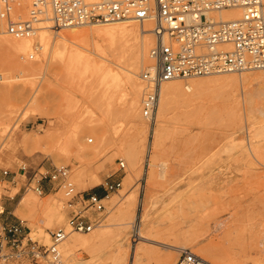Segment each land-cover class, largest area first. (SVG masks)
I'll return each mask as SVG.
<instances>
[{"label": "rangeland", "instance_id": "374dc122", "mask_svg": "<svg viewBox=\"0 0 264 264\" xmlns=\"http://www.w3.org/2000/svg\"><path fill=\"white\" fill-rule=\"evenodd\" d=\"M114 25L139 28L136 22L102 26ZM90 28L96 27L64 28L57 35L47 30V43L36 52L32 48L39 41L34 33L31 49L16 57L18 63L40 66L30 75L21 72L20 64L5 67V53L0 49V209L9 203L12 219L22 220L29 236L45 245L50 243V232L58 228L85 238L96 231L104 233L100 244L78 247L67 256L61 246L60 264H112L111 250L118 240L124 244L125 255L137 244L149 251L140 264H160L161 256H168L162 263L174 264L181 248L205 255L214 264L226 259L255 264L264 259V115L255 112L254 102L245 101L254 88L252 82L243 81L239 73L178 79L190 101L172 107L155 145V123L151 127L141 118L122 117V83L112 89L110 104H103L96 75L89 74L91 84L82 77L66 76L58 58L47 55L58 34ZM90 42L84 38L83 44L93 50ZM138 42L125 50L90 54L97 67L121 74L139 54ZM31 52L34 56L28 58ZM144 62L141 68L147 65ZM188 84L192 89L185 88ZM30 94L40 98L39 111L46 117L31 114ZM29 136L40 138L41 147H26L22 139ZM119 161L124 162V171H116ZM59 165L69 168L77 193L74 209L86 206L88 193L104 197L105 183L122 179L121 187L103 200L102 210H87L96 223L89 233L67 228L71 209L57 182L43 179L44 192L34 190L40 173ZM47 194H56L54 204L60 213L49 218L39 208L26 212L29 219H23L16 212L23 195L40 203ZM137 217L144 220L141 234L156 243L134 240ZM206 249L221 261H213Z\"/></svg>", "mask_w": 264, "mask_h": 264}, {"label": "built area", "instance_id": "2783aa9c", "mask_svg": "<svg viewBox=\"0 0 264 264\" xmlns=\"http://www.w3.org/2000/svg\"><path fill=\"white\" fill-rule=\"evenodd\" d=\"M25 1L0 0L4 32L16 38L33 35L36 23L48 10L53 26L59 28L153 17L155 44L150 56L154 62L140 73L141 114L148 122L156 114L163 82L264 69V0H28L27 5ZM21 5L28 12L26 19L18 14ZM227 9L234 10L237 16L223 20L219 13ZM124 167V162L119 161L116 171H124ZM43 179L57 182L68 197V227L76 232L91 231L96 223L87 210H102V195L88 193L86 206L74 209L77 193L67 166H53L40 173L34 187L38 194L45 190L40 183ZM121 180L118 177L106 182L104 195L119 189ZM66 235L65 229H55L50 232V243L45 245L29 236L22 220H0V264H59V244ZM174 264L213 263L183 248Z\"/></svg>", "mask_w": 264, "mask_h": 264}, {"label": "bare ground", "instance_id": "6f19581e", "mask_svg": "<svg viewBox=\"0 0 264 264\" xmlns=\"http://www.w3.org/2000/svg\"><path fill=\"white\" fill-rule=\"evenodd\" d=\"M25 3L27 5L28 0H26ZM25 12H26V14L23 17L22 15ZM18 14L20 15L21 19H26L28 17V12H27V10H24L22 5L20 6V10H19ZM219 16L223 20H228V19H232L233 17L237 16V14L235 13L234 10L227 9V10L221 11L219 13ZM127 22L138 23V25H139L138 31L132 27H127V26H119V25H117V26H115V25L114 26H102V25H108V24H118V23H127ZM154 23H155L154 18L149 17L148 19H145L143 21H132V20L128 21V20H126V21H122V22H114V23H107V24H100V25H84V26H89V27L92 26V27H96V28H90L91 30L85 29L84 31H80V30L79 31H68L66 33L58 34V38L53 40L52 47H50V49L47 51V55H51V53H52L55 55V57L58 58V61L60 62V65L63 68L66 76H71L73 78L82 77L86 83H90L91 79H89V74L93 73L94 75H96L97 76L96 78L99 82V85L102 88L100 90V98H101V101L103 102V104H105V103L110 104V102L112 101L111 97L113 96L112 95V93H113L112 89L117 87L118 85H120V83H122V86L120 87L122 90V94H121V97H122V99H121V115H122V117L125 120H133V121H134V118H141L146 123H148V125H151V127H153L154 123H155V128H154L155 137H154V139H155V145H157L160 141L161 136H162V132L164 129V125L166 123L167 115L170 112V110L172 109V107L176 103H179V102H189L190 98L184 94V92L180 86V83L178 82V79H180V78H174V79H171L169 81L162 83V85L160 87V95H159V102H158L157 111H156V114H155V116L151 122H148L146 119L143 118V116L141 114V106H140V110H139L138 100L140 97V93L141 92L143 93V83H142V80H139V78H138V77H140V74L138 76V70L140 68V69H142L141 71H143L145 68L151 66L154 62L150 56V52H151V50L155 44V35H154V32L152 31V29L155 25ZM97 26H101V27H97ZM4 27H5V21L0 19V49H2V51H4V53H5V56L2 58V64L5 67H10V68L15 67L16 65L20 64V65H22L21 66V72L23 71V73H26L27 75H30L34 71L39 70V68H40L39 65L34 66V65L18 63V61H17L18 58L16 60V57L18 56V54L24 55L27 50L31 49L32 36L34 34L30 35V36L23 37V38H16V37H13L12 35L4 32ZM60 29H64V28H59V27L53 26V23L51 21V11L48 10V13L45 16H43L41 18V20L38 23H36V25H35L34 33H35V35L38 34L36 37L38 38V41H39L38 44L39 45H35L34 48H32L33 51L36 52L39 49H42V50L44 49V47H42V46L47 43V30H50L56 34ZM138 35L140 37L139 40H138ZM84 38H86V39L90 38L91 39L92 42H90V43L93 44V50H89L87 47L84 46V44H83ZM137 41H139L138 42L139 54L134 57L133 61L130 63V65L128 67H125L124 69H122L123 72H121V74L113 72L108 68L102 69V66L97 67L98 65L96 66V63L90 54V52L96 53V54L106 53V50L109 52L110 50L112 51L113 49L125 50L126 48L133 45L132 43H137ZM136 48H137V46H136ZM34 52L27 54L28 58L30 55L33 58ZM87 53H89V54H87ZM103 55H100V56L103 57ZM140 59H142V62L145 61L144 63L145 64L147 63V65H145V66L143 65V67L141 68L142 62L140 63ZM249 71H259V72L256 74V73L249 72ZM227 73L228 74L239 73V75H240L239 77L243 81L252 82V84L254 85V88L252 91H250V92L248 91L246 93L247 95L245 94L246 95L245 101L247 100L248 102L249 101L254 102L255 103V106H254L255 112L257 114L264 115V75H262V73H264V69H252V70H243L241 72H227ZM227 73H219V74H215V75L202 76V77H208V79H211V77L224 75ZM82 78H81V80H82ZM90 78H91V75H90ZM191 78H193V77H191ZM187 79H189V78H187ZM81 82L82 81H80V83ZM10 86H8V87H10ZM184 86H185V88H187V90L192 89L189 84L184 85ZM195 86H196V84L192 83V87H195ZM82 87L84 89L83 85H82ZM6 90H9V89L6 88ZM141 96H142V94H141ZM29 97H30L29 98V101H30L29 106H31V108H32V109H30L31 114L39 115L41 117L42 116L46 117L45 112L39 111V99L40 98H36L33 95H31ZM27 102H28V98H27ZM9 110L11 112V109H9ZM10 112H8V113H10ZM9 137H10V135H8V138ZM134 139H132V140H134ZM88 141L91 142L92 139L88 138ZM42 142L43 141L36 136H29V137H25L22 139V143L26 147H30L33 150L41 147ZM129 145H131V144H129ZM128 150L129 151L132 150V147L128 148ZM147 150H150V149H147ZM151 150H152V148H151ZM129 151H128V153H130ZM253 153L256 154V151ZM133 159H135V158H133ZM54 195L56 196V194H54ZM54 195L53 194H47L44 197L45 200L43 199L44 202H40V203L39 202L37 203L36 201L30 200L28 195H25V196L23 195L18 202L16 212L18 214H20L21 216H23V219H29V216L27 215L26 212H28V211L34 212L35 210L41 208L43 210H46V214H48L47 216L50 218L54 214L56 215V214L60 213V210L55 207L54 203L56 201L54 199L55 198ZM108 198H109V195L104 196L103 200H106ZM140 205H141L140 206L141 209H143L144 202L141 201ZM140 221L143 222L144 221L143 218H140V220H139V218L137 217L133 223V236H135L134 240L138 241V239H140L137 243H139L140 241L148 242V243H154V242L156 243L155 240L141 234V232L139 230ZM67 228L70 229L68 227V225H67ZM91 231H89V232H91ZM89 232H83V233H89ZM66 233H68L67 230H66ZM49 237H50V234H49ZM119 238L120 237H118V239ZM47 239H48L47 237L44 238L45 241ZM104 239H105V235L101 231H96V232L92 233L90 235V237H86V238L79 236V235H76V234L68 233V235H66L65 238L59 244V251H60V262H59V264L61 263V257H62L61 246H62V250H64V252L67 256V255L71 254L78 247L87 248V249L93 248L96 245L103 242ZM49 242H50V240H49ZM46 244H48V243H46ZM159 244H161V245L163 244L164 247H166V248H168V247H170L171 249L172 248H174V249L178 248L176 245L166 244L164 242H159ZM123 247H124L123 242L121 240H118L117 244H115L114 247L112 248V250H111L112 254L110 256V258L112 259V264H124V262H125V264H140V260L144 259L145 256L149 252L148 250H144L141 245L137 244V245H134V248H132L130 250V252H128L125 255ZM181 249H183V248H181ZM181 249H179V251ZM206 251H208V250L206 249L205 252ZM209 253H210L209 255L211 256L213 261H215V262L221 261L220 257L217 256V254L215 252L210 251ZM167 257L168 256H161L158 258L157 261L160 264H164L162 262H164ZM204 257H202V258H204L205 260L212 263V261H210L205 255H204ZM168 263L170 264V262H168ZM219 263L220 264H246L242 261H239V259L238 260H236V259L227 260L226 259V261L219 262ZM255 264H264V259L259 260Z\"/></svg>", "mask_w": 264, "mask_h": 264}, {"label": "crops", "instance_id": "0c3cea01", "mask_svg": "<svg viewBox=\"0 0 264 264\" xmlns=\"http://www.w3.org/2000/svg\"><path fill=\"white\" fill-rule=\"evenodd\" d=\"M0 196H1V188H0ZM12 196V195H11ZM1 198V197H0ZM3 207V208H2ZM11 206L9 203H5L1 206V209L0 211H3V212H6L5 215L1 214L0 217L2 216V218H0V220L2 221H5V222H8V223H14L16 222L17 220H13L12 217L10 216L11 214ZM2 212V213H3Z\"/></svg>", "mask_w": 264, "mask_h": 264}]
</instances>
